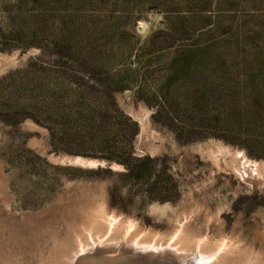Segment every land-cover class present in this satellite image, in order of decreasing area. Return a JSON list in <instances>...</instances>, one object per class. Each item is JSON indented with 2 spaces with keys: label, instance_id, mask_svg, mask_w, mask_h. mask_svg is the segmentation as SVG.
Wrapping results in <instances>:
<instances>
[{
  "label": "rangeland",
  "instance_id": "obj_1",
  "mask_svg": "<svg viewBox=\"0 0 264 264\" xmlns=\"http://www.w3.org/2000/svg\"><path fill=\"white\" fill-rule=\"evenodd\" d=\"M100 209L264 264V0H0V264H113L74 251Z\"/></svg>",
  "mask_w": 264,
  "mask_h": 264
},
{
  "label": "bare ground",
  "instance_id": "obj_2",
  "mask_svg": "<svg viewBox=\"0 0 264 264\" xmlns=\"http://www.w3.org/2000/svg\"><path fill=\"white\" fill-rule=\"evenodd\" d=\"M139 120L140 124L144 127V123H146L143 121L144 118L140 117ZM211 147L212 146H202V152L206 151L207 153L210 152V154H213V158H215V161L219 160L217 155H230L233 157L240 158L239 167L234 168V170L238 173L240 179H242L246 183L252 184V182H255L258 177L261 178L263 176V173H260V171H262L260 170V165L256 166L255 164H253V162L246 161L242 153L236 151L233 152L231 149L225 147L222 144H213V148ZM69 159H77V161L80 162L82 161V159H79L78 157ZM235 161L237 162V160ZM113 167L117 169L116 165ZM153 210H155V208ZM165 210L166 208L163 207L156 208L155 211H160L164 213ZM118 219L119 218H117L116 215H109L106 211H104V209H100L96 214L95 218H92L90 221H87L85 227L83 228V232H81V234H76V248L74 250L76 252L75 254L77 255V253L81 254L84 252L85 254L92 252H100L104 257H96L97 260L108 259L103 260V263L109 261L113 264H186L187 262H189V264H224L226 254H228L232 249L231 248L229 251L226 248V246L228 245H225L223 243H219L210 248H207V241H200V239L193 240L187 238L185 235V230L180 227L181 225L178 226L179 224H174L172 228V233L168 236V238H165L164 240L156 239V237L154 236L149 237L146 236V234L140 236V230L133 229L134 223L132 220L119 221ZM176 238H181L183 243H179L178 241H176L175 243L174 239ZM177 244H184L185 246L172 250L171 247ZM230 254L231 253H229V255ZM91 255H88L87 259H93ZM167 256L170 257V259L167 260V258V262H164L163 259ZM243 262H241V264ZM63 264H66V262H64Z\"/></svg>",
  "mask_w": 264,
  "mask_h": 264
},
{
  "label": "water",
  "instance_id": "obj_3",
  "mask_svg": "<svg viewBox=\"0 0 264 264\" xmlns=\"http://www.w3.org/2000/svg\"><path fill=\"white\" fill-rule=\"evenodd\" d=\"M141 134H142V130H141ZM80 158L82 159L81 162L77 161V159H69L66 157L54 158L52 156L48 157V160L51 162H54V163L64 165V166L78 167V168H82V169L93 170V169L108 167L110 170H116V168L113 167L115 165L108 164L105 161L97 160V159H90V158H82V157H80Z\"/></svg>",
  "mask_w": 264,
  "mask_h": 264
},
{
  "label": "trees",
  "instance_id": "obj_4",
  "mask_svg": "<svg viewBox=\"0 0 264 264\" xmlns=\"http://www.w3.org/2000/svg\"><path fill=\"white\" fill-rule=\"evenodd\" d=\"M17 108H19V107H17ZM14 111H20L21 112V108H19L18 110H14ZM13 118V117H12ZM24 117L22 116V117H20V118H15V119H11L10 120V122H11V124H13V123H15L17 120H22Z\"/></svg>",
  "mask_w": 264,
  "mask_h": 264
}]
</instances>
